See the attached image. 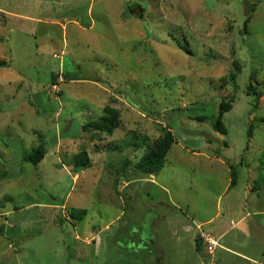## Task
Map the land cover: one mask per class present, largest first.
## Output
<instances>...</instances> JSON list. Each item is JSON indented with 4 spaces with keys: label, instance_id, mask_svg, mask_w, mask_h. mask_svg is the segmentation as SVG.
I'll use <instances>...</instances> for the list:
<instances>
[{
    "label": "rangeland",
    "instance_id": "1",
    "mask_svg": "<svg viewBox=\"0 0 264 264\" xmlns=\"http://www.w3.org/2000/svg\"><path fill=\"white\" fill-rule=\"evenodd\" d=\"M0 62V264H264V212L248 209L264 210V0H0ZM105 107L117 128L84 131ZM168 129L177 144L151 182L130 165ZM40 143L44 159L23 161ZM136 231L161 251L127 246ZM201 232L217 250L195 251Z\"/></svg>",
    "mask_w": 264,
    "mask_h": 264
},
{
    "label": "trees",
    "instance_id": "2",
    "mask_svg": "<svg viewBox=\"0 0 264 264\" xmlns=\"http://www.w3.org/2000/svg\"><path fill=\"white\" fill-rule=\"evenodd\" d=\"M126 8L130 14H132L139 20H143L145 14L144 8L136 5L135 3L132 4V6L127 5ZM178 47L188 54L191 53L190 50L187 48V46L185 47L181 44H178ZM3 65L5 64L3 62H0V67H2ZM233 67H234L233 71L230 74H228V79L233 85H235V78H236L235 73H237L239 70L238 62L237 63L233 62ZM252 81L253 79L250 78L249 84L247 86V95L252 93L255 96L253 106L256 107L262 94L258 92L257 89L258 83ZM233 101H234V96L230 95L223 98V100L220 101L219 103L218 114L215 120L213 121L212 126L213 129L221 135L227 134L222 118L225 113L230 112V110L232 109ZM192 120L198 122L199 121L204 122L206 120V117L198 116ZM118 125H119V120H118L117 112L108 107H105L103 110V115L98 120L87 123L82 127L86 132H99L110 135L113 132V130L117 128ZM251 130L252 128L250 125L247 131L248 137H251ZM139 140L144 141L143 148L145 152L143 153L142 157L139 158L138 161H136L134 164L130 166H132L134 170H136L137 172L141 173L144 176L158 174V172L164 166L167 153L169 152L172 145L175 143V138L172 132L168 129L161 137H159L151 144L147 143L148 139L145 137L143 138L141 137V139ZM131 146H133L134 148H138L140 147V144L137 142V140L134 139V142H132ZM45 154H46V150L44 148V145L43 143H40L38 146H36L35 148L31 149L30 151L24 154L23 161L31 163L33 165H37L44 159ZM88 163H89V159L86 155V152H83L75 157V167L78 169L86 168ZM3 175H0V178L3 177ZM229 178H230L229 189H232L236 186L237 178H238L236 169L232 165L229 166ZM85 216H86V210L76 209V210H70L69 212V217L75 221H80L83 218H85ZM194 242H195V251L200 252L201 249L203 248V243L201 239L199 237H195Z\"/></svg>",
    "mask_w": 264,
    "mask_h": 264
},
{
    "label": "crops",
    "instance_id": "3",
    "mask_svg": "<svg viewBox=\"0 0 264 264\" xmlns=\"http://www.w3.org/2000/svg\"><path fill=\"white\" fill-rule=\"evenodd\" d=\"M175 144H177V142L175 141V143H174V145ZM170 150H171V148H170ZM169 150V151H170ZM182 151V152H181ZM185 151H184V149H180V154H183V155H185L186 153H184ZM169 153V152H168ZM167 153V154H168ZM191 153H193L194 155L196 154L195 153V151L194 150H191ZM155 176L156 175H148V176H146L147 178H149V180L151 181V182H153V181H155ZM146 180H148V179H146ZM131 182V181H130ZM129 182V183H130ZM122 183H124V181L122 182ZM126 183L127 182H125L124 183V186H126ZM235 188V187H234ZM234 188H232V189H229V181L226 183V185H225V187H224V191L223 192H226V193H223L221 196H223L224 194V196H227L228 195V193L229 192H232L233 191V189ZM233 193H234V191H233ZM235 198L233 197V199H232V201L234 200ZM243 199L245 200V192L243 193ZM227 208H231V210L232 211H229V212H227V214H236V215H238V212H236V210H234L233 209V207L232 206H226ZM248 209H250L251 211H252V215H256V213L257 214H261L262 212H264V210L263 211H260V210H257V211H254L253 212V208L252 207H249ZM262 209H264V207L262 208ZM249 210V211H250ZM215 217H218V212H216L215 213ZM239 218H240V215H239ZM241 220V219H240ZM211 221H213V219L211 218V219H209V220H207V221H203V222H200L199 223V226L201 227L202 226V224L203 225H209V223H211ZM213 227V230H214V226H212ZM211 227V228H212ZM216 230H217V228H215ZM194 230H196V229H194ZM212 230V229H211ZM247 230V229H246ZM96 234V236H97V233H95ZM135 235H136V237L137 236H139V238L135 241V242H130V243H128V242H126V245L127 246H131L130 248L131 249H134V251L135 252H138V251H149V250H151V249H146L148 246H157L156 248L154 247V251H157V252H159V251H161V249H160V247H159V245L157 244V245H155V243L153 242V241H149V240H147L145 237V235L144 234H142V232L140 231V232H138V231H136V233H134ZM213 234H217V231H216V233H213ZM227 234V233H226ZM225 233H220L219 235H218V238H219V240L221 239V238H223L224 237V235H226ZM95 236V235H94ZM195 236V235H194ZM94 238V237H93ZM195 239V238H194ZM147 240V241H146ZM194 244H195V242H194ZM153 248V247H152ZM194 248H195V246H194ZM218 249H220V250H222V251H226V252H230V253H232V249H230L229 247H227V246H222L220 243H219V247H218ZM217 250V249H216ZM236 256H237V254H236ZM146 257V256H145ZM150 257L151 256H148L147 257V260H150ZM244 257H246L247 259H248V262H253V260L252 259H250L249 257H247V256H244ZM160 264V263H159Z\"/></svg>",
    "mask_w": 264,
    "mask_h": 264
},
{
    "label": "built area",
    "instance_id": "4",
    "mask_svg": "<svg viewBox=\"0 0 264 264\" xmlns=\"http://www.w3.org/2000/svg\"><path fill=\"white\" fill-rule=\"evenodd\" d=\"M202 239V243L205 245V247H207L209 250H213L216 249L218 246V242L217 240H215L212 237L209 236H205L204 234H202L201 232V238Z\"/></svg>",
    "mask_w": 264,
    "mask_h": 264
}]
</instances>
